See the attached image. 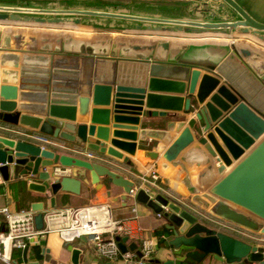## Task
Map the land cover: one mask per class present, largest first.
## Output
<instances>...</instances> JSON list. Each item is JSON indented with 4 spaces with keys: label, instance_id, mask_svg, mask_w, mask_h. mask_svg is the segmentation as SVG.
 <instances>
[{
    "label": "water",
    "instance_id": "obj_1",
    "mask_svg": "<svg viewBox=\"0 0 264 264\" xmlns=\"http://www.w3.org/2000/svg\"><path fill=\"white\" fill-rule=\"evenodd\" d=\"M94 2L95 8L86 5L89 0H0V22L61 27L96 21L134 31L234 32L264 45V23L236 0H197L179 17L135 12L130 3ZM215 47L224 53L207 58L197 54L205 46L185 43L0 31V177L23 178L31 191L49 192L51 207L57 193L78 194L85 182L98 188L100 177L128 194L130 179L78 149L131 165L128 156L150 140L156 142L150 152L158 187H141L134 197L166 220L164 246L196 262L211 255L225 264H264V246L228 226L264 236V114L216 70L232 52L264 89V54L234 43ZM118 58L139 61L117 63ZM194 108L187 122L176 118ZM170 115L175 119L164 128L145 126L147 118ZM31 207L35 228L42 229L44 204ZM125 239L117 241L120 252L142 258L137 244ZM27 250L23 260L37 264L27 260ZM80 252L72 248L68 264H79Z\"/></svg>",
    "mask_w": 264,
    "mask_h": 264
},
{
    "label": "crops",
    "instance_id": "obj_2",
    "mask_svg": "<svg viewBox=\"0 0 264 264\" xmlns=\"http://www.w3.org/2000/svg\"><path fill=\"white\" fill-rule=\"evenodd\" d=\"M35 2H42L43 0H29ZM60 2L64 0H58ZM105 2L111 1V3H130L134 7L135 12H141L145 14H158L169 17H179L186 14V7L188 8L194 1L197 0H102ZM237 3L244 8L250 15L257 21L264 23V0H236ZM89 7H97L94 0H89L86 4ZM0 31H11V32H35L39 34L47 33L53 35L70 36L73 39H85V40H98L101 39H112V40H129L132 42H159L168 41L172 43H185L189 46H205L206 49L199 51V55L207 58H212L216 53H224V50L217 48L223 47L224 45H230V43L250 46L260 53L264 54V45L257 40L250 37V35H238L236 33L231 34H220V33H185V32H149L145 30H123L120 28L111 29L107 27L97 26L96 21L82 22L80 25L72 26H51V25H34L28 23H14V22H0ZM213 46V48H209ZM108 59H113L107 57ZM139 60H133L128 58H118L117 63L134 64ZM219 76L221 80L232 84L244 97L246 101L251 103L259 111L264 114V89L258 81L255 73L252 69L248 68L245 64L241 63L234 58L232 52L226 53L223 58L218 62ZM203 69L202 71H204ZM197 108L189 110L182 114H179L176 118L187 120L195 116ZM172 115L157 116L147 118L148 122L145 126L148 128L158 129L166 126V121L175 119ZM141 125L139 124V127ZM28 133H31L27 131ZM33 134V133H31ZM37 136L39 139L44 140L43 137ZM45 142H48L47 140ZM47 146L46 144H43ZM156 142L146 140L143 143H139L136 152L133 156H128L131 165H126L123 162H117L100 156L92 151L78 149L81 155L89 158L90 160L104 162L109 165L115 171L123 174L127 179H130L137 190L141 187L149 190L157 189V183L152 184L145 179L143 176L152 168L156 167V161L153 159L150 151L155 149ZM217 167L216 163L214 164ZM58 168V166H57ZM202 170V167L200 168ZM227 171V170H226ZM65 172L61 174L68 173ZM225 172L218 173L217 177H221ZM101 184L97 186L85 182L82 183L80 192L78 194L62 193L59 192L54 196L55 206H50V196L48 192L45 195L38 194L28 189V182L23 179H10L3 181L0 177V209L6 207L10 212L19 210L32 209L31 205L34 202H42L44 204V210L51 208L54 210L65 209L67 207L72 208H85L86 206H99L107 203L110 207V215L114 221L121 222L128 230L127 235H117L116 240L120 241L123 238L125 244L135 242L137 248L144 240H149L152 243V256L155 260V264H165L167 260H173V264H225L219 260H215L211 255L206 256L201 261L196 262L191 258H187L184 255L176 256L172 253L170 248L164 246V240L167 239L165 223L166 220L161 216L155 214L150 208L144 203H139L135 200L134 195L130 196L124 194L123 189L114 186L105 180V177H100ZM137 192V191H136ZM109 193V194H108ZM123 196H125L123 198ZM233 232L236 233L241 239L252 242L258 245L264 246V236L256 233L247 232L238 228L237 226L228 225ZM5 230V220L3 215L0 213V231ZM231 230V231H232ZM156 232L162 234V242L159 243ZM234 233V234H235ZM251 238V239H250ZM255 239V240H254ZM40 245L42 259L38 260L35 256L30 253V246L28 247L26 256L29 262L35 261L37 264H68L71 259V249H80V262L79 264H106L111 262L112 264H128L126 260L121 257L108 259L102 257L97 253L92 241V236L86 235L76 238L68 243L64 242L59 237L58 232L53 231L45 234L43 238H38L33 244ZM42 249H47L46 255L42 254ZM136 254V253H135ZM137 256V255H136ZM22 257V252H21ZM105 259L103 261L102 259ZM138 258V257H137ZM23 263L27 264L22 257Z\"/></svg>",
    "mask_w": 264,
    "mask_h": 264
},
{
    "label": "built area",
    "instance_id": "obj_3",
    "mask_svg": "<svg viewBox=\"0 0 264 264\" xmlns=\"http://www.w3.org/2000/svg\"><path fill=\"white\" fill-rule=\"evenodd\" d=\"M215 163L217 166L219 165V161ZM159 175L156 167H152L143 176V179L156 184ZM136 191V188H131L128 195L133 196ZM0 213L5 220V230L0 231V261L5 264H16L11 257L12 248L29 247L36 239L43 238L45 234L53 231L58 232L59 237L66 243L81 236H92L95 250L104 258L121 257L128 264H143L149 261L152 256V243L149 240H144L140 246L139 250L143 254L140 259L133 251L120 252L116 236L127 235L129 232L121 222L112 219L107 203L85 208L43 209L44 226L42 229L35 228L33 218L36 212L33 209L10 212L6 207H3L0 209Z\"/></svg>",
    "mask_w": 264,
    "mask_h": 264
},
{
    "label": "trees",
    "instance_id": "obj_4",
    "mask_svg": "<svg viewBox=\"0 0 264 264\" xmlns=\"http://www.w3.org/2000/svg\"><path fill=\"white\" fill-rule=\"evenodd\" d=\"M162 233V232H161ZM159 233V232H156L157 234V237L159 239V243L162 242L161 238H162V234ZM30 249V253L32 254V256H35V258H37L38 260H41L42 259V256H41V247L40 245H30L29 247ZM21 252H22V249L21 248H17V247H14L12 248V251H11V257L13 259V261L16 263V264H22L23 261H22V257H21ZM0 264H5L3 263L2 261H0Z\"/></svg>",
    "mask_w": 264,
    "mask_h": 264
},
{
    "label": "rangeland",
    "instance_id": "obj_5",
    "mask_svg": "<svg viewBox=\"0 0 264 264\" xmlns=\"http://www.w3.org/2000/svg\"><path fill=\"white\" fill-rule=\"evenodd\" d=\"M109 2H111V1H109Z\"/></svg>",
    "mask_w": 264,
    "mask_h": 264
}]
</instances>
